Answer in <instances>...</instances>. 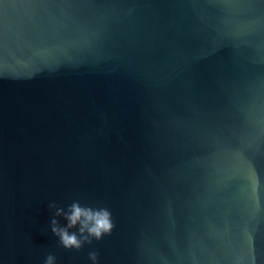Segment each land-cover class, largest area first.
Segmentation results:
<instances>
[{"label": "water", "instance_id": "1", "mask_svg": "<svg viewBox=\"0 0 264 264\" xmlns=\"http://www.w3.org/2000/svg\"><path fill=\"white\" fill-rule=\"evenodd\" d=\"M75 201L115 223L79 250ZM93 251L264 264V0H0V264Z\"/></svg>", "mask_w": 264, "mask_h": 264}, {"label": "clouds", "instance_id": "2", "mask_svg": "<svg viewBox=\"0 0 264 264\" xmlns=\"http://www.w3.org/2000/svg\"><path fill=\"white\" fill-rule=\"evenodd\" d=\"M55 209V217H64L66 225H61L59 220H51V230L59 237L60 243L67 249H81L87 242L92 243L95 240H101L108 234L110 235L115 228L112 212L106 207L93 208L82 206L79 201H75L68 206L67 211L63 207L57 206L55 202L49 205ZM77 228L78 232L70 231ZM90 259L96 264L98 253L93 251L89 253ZM45 264H56L54 255L49 254Z\"/></svg>", "mask_w": 264, "mask_h": 264}]
</instances>
